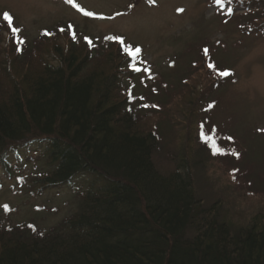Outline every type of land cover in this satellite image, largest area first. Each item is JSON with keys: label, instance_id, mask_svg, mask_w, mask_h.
Segmentation results:
<instances>
[{"label": "trees", "instance_id": "obj_1", "mask_svg": "<svg viewBox=\"0 0 264 264\" xmlns=\"http://www.w3.org/2000/svg\"><path fill=\"white\" fill-rule=\"evenodd\" d=\"M222 4L264 33V0ZM11 27L0 16V190L51 193L66 215L50 227L14 223L7 204L0 264H264V226L235 228L205 206L188 161L159 169L157 133L136 107L141 51L131 56L70 22L23 47Z\"/></svg>", "mask_w": 264, "mask_h": 264}, {"label": "rangeland", "instance_id": "obj_2", "mask_svg": "<svg viewBox=\"0 0 264 264\" xmlns=\"http://www.w3.org/2000/svg\"><path fill=\"white\" fill-rule=\"evenodd\" d=\"M75 1L83 11L65 0H0V16L13 17L23 47L69 22L92 39L119 43L108 39L119 36L138 46L143 79L136 107L157 133L159 169L188 161L205 206L216 205L235 228L264 226V33L228 17L231 5L222 0ZM7 34L0 29L1 40ZM57 42L67 49L65 37ZM213 62L217 71L210 70ZM223 71L230 77L220 79ZM20 188L4 184L0 218L7 204L16 209L14 223L50 227L66 215L51 193L37 199Z\"/></svg>", "mask_w": 264, "mask_h": 264}, {"label": "snow or ice", "instance_id": "obj_3", "mask_svg": "<svg viewBox=\"0 0 264 264\" xmlns=\"http://www.w3.org/2000/svg\"><path fill=\"white\" fill-rule=\"evenodd\" d=\"M68 2L69 3H73L74 0H68ZM151 2L154 3L155 0H151ZM217 2H221V0H217ZM76 7H79V5L77 4ZM81 11H83V9H81ZM178 11H183V9H178ZM86 15L92 16V15H94V13H92V12H86ZM3 20L6 21L10 27L12 26L13 18H12V16L8 12H4L3 13ZM11 30H12L13 33H16V32L19 31V29L18 28H15V27H11ZM84 39L86 41H88V43L90 45L92 44V41L88 37H85ZM108 39H115V40L119 41V43H121V44L124 45V51L127 52L131 56H136L141 51V49L138 46L133 49V47L131 45L126 44L124 42L123 37L114 36V37H108ZM207 51H208V49H205V52L206 53H207ZM132 67H133L134 70H137V71L139 70L138 68H136L135 65H133ZM210 67H214V65H210ZM219 74L221 76H226L229 73L227 71H223V72H220ZM261 131H264V129H262ZM213 147L216 148L215 143H213ZM216 150H217V152L221 151V149H219V148H216ZM235 154L238 155V153H235ZM4 208L7 209L8 206L7 205H4Z\"/></svg>", "mask_w": 264, "mask_h": 264}]
</instances>
